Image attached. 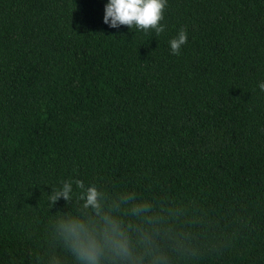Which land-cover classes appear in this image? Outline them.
Returning <instances> with one entry per match:
<instances>
[{"label":"trees","instance_id":"obj_1","mask_svg":"<svg viewBox=\"0 0 264 264\" xmlns=\"http://www.w3.org/2000/svg\"><path fill=\"white\" fill-rule=\"evenodd\" d=\"M105 3L0 0V264H73L53 221L87 210L47 201L71 177L123 264H264V0H167L159 36Z\"/></svg>","mask_w":264,"mask_h":264},{"label":"clouds","instance_id":"obj_2","mask_svg":"<svg viewBox=\"0 0 264 264\" xmlns=\"http://www.w3.org/2000/svg\"><path fill=\"white\" fill-rule=\"evenodd\" d=\"M167 0H106L103 23L110 28L126 25L129 29L159 36L165 31L162 23ZM188 34L181 28L168 43L173 55H178ZM264 92V81L258 83ZM60 198L75 201L82 214H57L53 221L56 233L71 253L73 264H123L132 256L131 244L121 221L105 210V193L95 184H85L71 177L59 182L47 193L50 206Z\"/></svg>","mask_w":264,"mask_h":264}]
</instances>
